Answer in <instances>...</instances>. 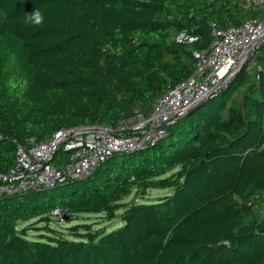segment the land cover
Segmentation results:
<instances>
[{"label": "trees", "instance_id": "1", "mask_svg": "<svg viewBox=\"0 0 264 264\" xmlns=\"http://www.w3.org/2000/svg\"><path fill=\"white\" fill-rule=\"evenodd\" d=\"M243 1L0 0V174L32 138L151 112L195 72L214 24L257 16ZM34 9L41 25L25 22ZM216 90L154 144L113 152L84 177L4 193L0 264H264V45ZM68 160L59 150L53 163ZM152 189L167 191L125 201ZM55 209L107 223L29 234Z\"/></svg>", "mask_w": 264, "mask_h": 264}, {"label": "built area", "instance_id": "2", "mask_svg": "<svg viewBox=\"0 0 264 264\" xmlns=\"http://www.w3.org/2000/svg\"><path fill=\"white\" fill-rule=\"evenodd\" d=\"M243 2L257 16L239 26L230 21L226 27L214 24V40L206 50L195 53V72L172 87L148 114L137 112L114 127L96 124L63 128L43 143H35L32 138L19 145L14 164L0 174V198L4 193L47 188L68 178L84 177L113 152L141 149L165 136L166 124L207 98L255 46L264 42V0ZM59 150H64L69 160L56 165L53 161ZM52 214L63 218L60 209L53 210Z\"/></svg>", "mask_w": 264, "mask_h": 264}, {"label": "rangeland", "instance_id": "3", "mask_svg": "<svg viewBox=\"0 0 264 264\" xmlns=\"http://www.w3.org/2000/svg\"><path fill=\"white\" fill-rule=\"evenodd\" d=\"M178 169V168H177ZM171 172H168L167 174H169ZM165 191H167V189H152L150 191V193L145 197V198H141V197H135V195H131L127 198H125L126 202H132V201H141V200H148V199H153L159 195H161L162 193H164ZM52 220L50 222H34L31 223L29 226L31 227V230L29 231V234L31 235H37L39 232L34 231L33 227L38 226V227H42V226H51L52 228L58 230V231H64L65 233H67L69 231V228L72 227L73 225L76 224H81V223H92V224H97V223H101L100 226L103 227L104 223H107L106 221H103V218L96 216L95 214L91 213V214H85L82 216H78L77 218H73L72 221H68L67 218H60L57 217L55 215H52ZM80 218V219H78ZM118 220H116V224H118ZM26 223L25 222H20V226H24ZM27 225V224H26ZM97 227V226H94ZM41 231V230H40Z\"/></svg>", "mask_w": 264, "mask_h": 264}, {"label": "water", "instance_id": "4", "mask_svg": "<svg viewBox=\"0 0 264 264\" xmlns=\"http://www.w3.org/2000/svg\"><path fill=\"white\" fill-rule=\"evenodd\" d=\"M261 45H264V42L258 44L257 46H255L254 49L247 54L246 58L243 60V62L240 64V66L226 79V81L223 84V86L220 87L218 90L215 91L216 94L219 93L220 91H222L223 89H225L226 87H228L231 84V82L234 81V79L236 78V76L247 66V64L253 58V56L258 51V49H259V47ZM205 101H206V99H203V100L199 101L194 106L188 108L186 111H184L180 115L176 116L171 122H169L168 124H166V128H169L172 124H174L175 122L181 120L183 117L186 116L187 113H189L190 111L194 110L196 107H198L199 105H201Z\"/></svg>", "mask_w": 264, "mask_h": 264}, {"label": "clouds", "instance_id": "5", "mask_svg": "<svg viewBox=\"0 0 264 264\" xmlns=\"http://www.w3.org/2000/svg\"><path fill=\"white\" fill-rule=\"evenodd\" d=\"M25 22L34 25H41L44 22V16L39 9H34L31 13L25 14Z\"/></svg>", "mask_w": 264, "mask_h": 264}]
</instances>
